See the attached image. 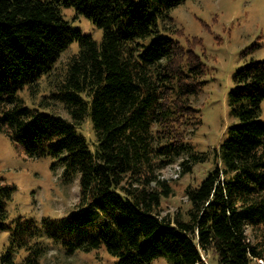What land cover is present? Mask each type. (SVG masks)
Returning <instances> with one entry per match:
<instances>
[{
    "label": "trees",
    "instance_id": "trees-1",
    "mask_svg": "<svg viewBox=\"0 0 264 264\" xmlns=\"http://www.w3.org/2000/svg\"><path fill=\"white\" fill-rule=\"evenodd\" d=\"M183 1L0 0V133L28 158H55L61 181L78 177L79 185L68 214L37 222L9 219L14 186L0 177V264H39L50 243L67 255L103 248L115 264L162 256L208 264L205 253L210 264L264 260V60L251 59L232 76L227 105L236 123L212 150V170L184 188L185 211L160 215L161 199L173 193L162 171L178 164L182 176L207 160L186 137L187 127L192 134L201 124L193 99L207 67L196 52L200 39L175 38L183 30L170 11ZM68 8L102 30L100 41L70 27ZM74 42L77 51L54 75ZM55 76L54 89L43 92ZM49 99L69 120L42 110ZM85 120L92 144L78 130Z\"/></svg>",
    "mask_w": 264,
    "mask_h": 264
},
{
    "label": "rangeland",
    "instance_id": "rangeland-1",
    "mask_svg": "<svg viewBox=\"0 0 264 264\" xmlns=\"http://www.w3.org/2000/svg\"><path fill=\"white\" fill-rule=\"evenodd\" d=\"M63 15L71 28H77L83 34H89L100 41L102 30L77 14L73 8L63 9ZM170 15L175 28H181L184 32L175 37L177 41L185 45L190 37L201 40V47L197 45L199 48H196V52L203 54L201 59L207 67L204 76L207 81L193 99L201 124L192 134L187 127L186 137L197 152L207 154V160L195 164L190 173L182 176L179 175L178 164L162 171L161 178L170 180L173 193L161 199V216L185 211L187 203L184 188L187 185H197L212 170V150L226 138L227 128L236 123V119L230 116L227 105V93L233 87L232 76L251 59L264 60V0H184L170 11ZM76 51L77 43L74 42L60 54L54 75L63 70L66 59ZM52 79L43 92L48 91V86H51L49 89H54L57 77ZM42 93H39V97L38 94L33 97L34 105L38 104ZM21 96L25 100L29 99L27 91L22 92ZM49 100V109L42 110L69 120L62 104ZM25 102L27 106H33L30 101ZM260 108L259 119L264 121V100ZM78 130L89 144L93 143L94 135L88 120ZM61 172L62 168L58 167L55 158H28L0 133V177L6 184L14 186L12 197L6 205L9 219L21 215L40 222L43 217H62L68 214L78 201V177L65 184L61 181ZM246 233L250 241L256 239L253 230L248 228ZM4 236L6 232L0 235V246ZM58 245L50 243L48 252L39 264L116 263V258L103 248L91 252L76 251L67 255ZM203 258V263L210 264L208 253L203 254ZM151 264H169V261L162 256L154 259ZM252 264H264V260L254 259Z\"/></svg>",
    "mask_w": 264,
    "mask_h": 264
},
{
    "label": "built area",
    "instance_id": "built-area-1",
    "mask_svg": "<svg viewBox=\"0 0 264 264\" xmlns=\"http://www.w3.org/2000/svg\"><path fill=\"white\" fill-rule=\"evenodd\" d=\"M200 257H201V260H202V262H203V260H204V258H203V254H201ZM197 264H199V263H197Z\"/></svg>",
    "mask_w": 264,
    "mask_h": 264
}]
</instances>
